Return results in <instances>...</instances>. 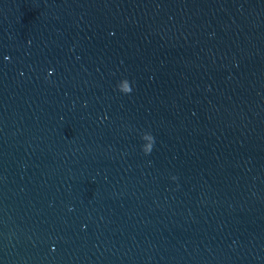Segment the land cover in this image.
<instances>
[{
    "label": "water",
    "instance_id": "obj_1",
    "mask_svg": "<svg viewBox=\"0 0 264 264\" xmlns=\"http://www.w3.org/2000/svg\"><path fill=\"white\" fill-rule=\"evenodd\" d=\"M0 264H264V0H0Z\"/></svg>",
    "mask_w": 264,
    "mask_h": 264
},
{
    "label": "snow or ice",
    "instance_id": "obj_2",
    "mask_svg": "<svg viewBox=\"0 0 264 264\" xmlns=\"http://www.w3.org/2000/svg\"><path fill=\"white\" fill-rule=\"evenodd\" d=\"M125 90H127V86L125 85Z\"/></svg>",
    "mask_w": 264,
    "mask_h": 264
}]
</instances>
